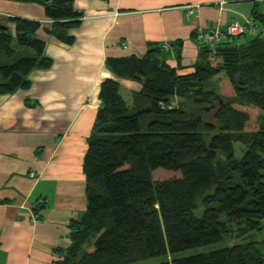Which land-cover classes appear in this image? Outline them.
I'll return each instance as SVG.
<instances>
[{"label": "trees", "instance_id": "trees-1", "mask_svg": "<svg viewBox=\"0 0 264 264\" xmlns=\"http://www.w3.org/2000/svg\"><path fill=\"white\" fill-rule=\"evenodd\" d=\"M12 1L41 3L49 32L66 41L83 16L74 0ZM253 14L263 28L264 13ZM11 20L12 29H0V94L28 88L29 73L51 65L37 35L41 21ZM196 35L199 55L188 73L177 71L180 41L106 60L114 76L140 82L141 90L129 104L117 80L101 83L83 160L86 208L70 221V244L57 249L54 264L153 257H165L158 264H264V239L245 240L264 225V34L218 44ZM214 77L218 90L207 86ZM235 143L244 147L240 157ZM211 244L220 247L166 259Z\"/></svg>", "mask_w": 264, "mask_h": 264}, {"label": "crops", "instance_id": "crops-1", "mask_svg": "<svg viewBox=\"0 0 264 264\" xmlns=\"http://www.w3.org/2000/svg\"><path fill=\"white\" fill-rule=\"evenodd\" d=\"M74 6L83 16L66 30V41L49 32L41 3L0 0V29H12L11 18L41 21L37 35L51 59L29 73L28 88L0 94V264H54L57 249L70 244L69 223L86 208L83 160L100 85L114 78L129 104L141 90L140 82L114 76L108 58L180 41L177 71L188 73L199 55L194 31L264 13V0H74ZM252 235L264 239V225Z\"/></svg>", "mask_w": 264, "mask_h": 264}, {"label": "built area", "instance_id": "built-area-1", "mask_svg": "<svg viewBox=\"0 0 264 264\" xmlns=\"http://www.w3.org/2000/svg\"><path fill=\"white\" fill-rule=\"evenodd\" d=\"M187 7L189 12L193 11L191 5ZM47 22H50V20H47ZM260 32L264 34V28L258 26L253 20H246L245 22L237 20L231 21L224 29L215 27L206 31L198 30L196 38L202 43L218 44L226 37L235 38L246 33L254 35ZM162 46L165 50L169 49L167 43H162Z\"/></svg>", "mask_w": 264, "mask_h": 264}, {"label": "rangeland", "instance_id": "rangeland-1", "mask_svg": "<svg viewBox=\"0 0 264 264\" xmlns=\"http://www.w3.org/2000/svg\"><path fill=\"white\" fill-rule=\"evenodd\" d=\"M250 35L251 34L246 33L244 35L239 36V38L237 40L238 41H242V40L246 39L247 37H249ZM29 52H31V51L29 50ZM1 59H2V54L0 53V60ZM218 82H219V79L214 77L213 79H211V81L209 82V84L207 86L209 88H214L215 90H218ZM234 151H235V156L236 157H240L242 155L243 151H244L243 145H241L240 143H235ZM201 212H202V208H199L196 211V214L200 215ZM254 238H255V235H251L250 237L246 238L245 240L254 239ZM225 241L230 243V241L228 239H226ZM224 244H226V242L221 244V245H224ZM218 247H220L219 244H211V245L201 246V247H197V248H192V249H188V250H184V251L178 252L177 254H175L173 256L166 257V259L170 260L174 256L181 257V256H187V255L199 253V252H207V251L216 249ZM163 259H165V257H153V258L137 261V262H134V263H131V264H158Z\"/></svg>", "mask_w": 264, "mask_h": 264}]
</instances>
